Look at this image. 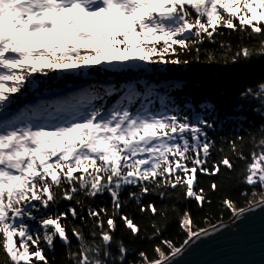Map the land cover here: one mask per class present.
<instances>
[{"label":"snow or ice","instance_id":"obj_1","mask_svg":"<svg viewBox=\"0 0 264 264\" xmlns=\"http://www.w3.org/2000/svg\"><path fill=\"white\" fill-rule=\"evenodd\" d=\"M194 62L232 81L222 104L128 78ZM70 76L81 85L40 98ZM255 209L264 0H0V264H172Z\"/></svg>","mask_w":264,"mask_h":264},{"label":"trees","instance_id":"obj_2","mask_svg":"<svg viewBox=\"0 0 264 264\" xmlns=\"http://www.w3.org/2000/svg\"><path fill=\"white\" fill-rule=\"evenodd\" d=\"M72 43H76L71 41ZM102 37L100 40L94 41L93 43H102ZM59 43L58 41L55 44ZM59 54V53H58ZM261 62H257V68H259ZM221 66H208L201 63H190L186 67L174 66L171 69H165L163 67L156 69H149L147 72L140 73L139 76H129V79L143 77L149 83L159 86V91L162 93H167L168 95L175 97L178 101L184 99L185 95H192L195 99L196 97L202 96L205 93L211 97V102L217 104H222L224 101L223 97L216 95V90L219 87L227 89L232 81L227 80L226 78L217 79L216 69ZM109 79L115 78L113 74H107ZM259 76V72H246L243 73L245 79H253ZM182 84L183 91H178L172 88L174 84ZM65 85L70 86L72 89L79 87L81 85V78L75 76H70L67 79H60L57 77H52L46 83H41L38 87V92L40 98L42 99H55L58 95H63L68 88ZM35 95V94H34ZM223 110V109H222ZM237 192L242 191L237 189ZM249 195H236L233 198L236 200L237 206H243L242 202L251 198L250 193L251 189L249 188ZM104 202H109L108 197L100 198ZM99 202V201H98ZM110 207V203H109ZM212 211L219 218L223 215L225 220L231 218V214L225 211L222 207L216 205L213 206ZM139 218V217H137ZM203 226V225H198ZM124 233L123 224L120 225V228L117 230L116 235L120 236ZM126 235V234H125ZM179 239V237H177ZM61 246L57 243V253H59Z\"/></svg>","mask_w":264,"mask_h":264},{"label":"water","instance_id":"obj_3","mask_svg":"<svg viewBox=\"0 0 264 264\" xmlns=\"http://www.w3.org/2000/svg\"><path fill=\"white\" fill-rule=\"evenodd\" d=\"M253 211L237 227L191 244L172 264H264V210Z\"/></svg>","mask_w":264,"mask_h":264},{"label":"rangeland","instance_id":"obj_4","mask_svg":"<svg viewBox=\"0 0 264 264\" xmlns=\"http://www.w3.org/2000/svg\"><path fill=\"white\" fill-rule=\"evenodd\" d=\"M71 11H73L74 12V14L78 11V10H76V9H71ZM71 16V15H70ZM3 27H5L6 26V24H3L2 25ZM55 35V33H48V34H46V35H44L43 36V38H46V37H50L49 39H48V44H54L55 43V37H53ZM40 37H37V39H39ZM41 40V39H40ZM40 40H38V41H40Z\"/></svg>","mask_w":264,"mask_h":264}]
</instances>
